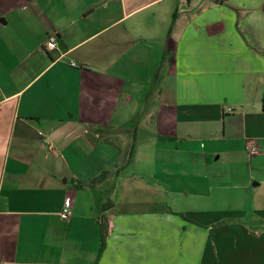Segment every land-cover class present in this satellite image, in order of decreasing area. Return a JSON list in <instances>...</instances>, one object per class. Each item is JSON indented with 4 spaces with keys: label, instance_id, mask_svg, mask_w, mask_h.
<instances>
[{
    "label": "crops",
    "instance_id": "1",
    "mask_svg": "<svg viewBox=\"0 0 264 264\" xmlns=\"http://www.w3.org/2000/svg\"><path fill=\"white\" fill-rule=\"evenodd\" d=\"M263 104L264 0H0L1 264H264Z\"/></svg>",
    "mask_w": 264,
    "mask_h": 264
},
{
    "label": "trees",
    "instance_id": "2",
    "mask_svg": "<svg viewBox=\"0 0 264 264\" xmlns=\"http://www.w3.org/2000/svg\"><path fill=\"white\" fill-rule=\"evenodd\" d=\"M263 109H264V104H263ZM143 113L140 112L137 114L135 121L140 120V117H142ZM94 133L97 135V138L100 141H103L113 147H115L120 154L119 158V164H117L116 168L113 169H106L102 171L91 183L85 185L81 183L76 184V188L81 190L85 188L93 189L97 185L102 184L105 182L107 179L115 176H119L121 173L122 169H124L125 166H127L132 158L133 150H134V145H130L125 153H122V150L120 149L119 145L117 144L118 142V135L120 134L121 130H115L110 127H97L93 129ZM124 133H130V130L128 129ZM113 208V203L111 201H108L101 209L100 214L98 216V221L100 225V232H101V248H100V253L98 256V259L102 255V252L105 248V243H106V237L108 233V223L106 219V213L110 211ZM1 264V262H0ZM98 264V262H96Z\"/></svg>",
    "mask_w": 264,
    "mask_h": 264
},
{
    "label": "built area",
    "instance_id": "3",
    "mask_svg": "<svg viewBox=\"0 0 264 264\" xmlns=\"http://www.w3.org/2000/svg\"><path fill=\"white\" fill-rule=\"evenodd\" d=\"M45 49L48 52H53L58 49V43L56 36L52 35L48 38L47 42L45 43ZM73 67H75V64H72ZM54 149V146L52 144H49L48 150L52 151ZM247 152L250 156H256L259 154V149L257 147L256 143H253L252 145L247 147ZM72 201L71 198H66L64 201V209L61 213V217L63 219H70L72 215Z\"/></svg>",
    "mask_w": 264,
    "mask_h": 264
},
{
    "label": "rangeland",
    "instance_id": "4",
    "mask_svg": "<svg viewBox=\"0 0 264 264\" xmlns=\"http://www.w3.org/2000/svg\"><path fill=\"white\" fill-rule=\"evenodd\" d=\"M155 102H156V98H152L150 97L149 100H147V103H146V96H145V99L143 100V105H144V109H152L153 106L155 105ZM155 107V106H154ZM145 130L141 128V130L139 131L138 133V139H142L145 137ZM130 137V136H129Z\"/></svg>",
    "mask_w": 264,
    "mask_h": 264
}]
</instances>
